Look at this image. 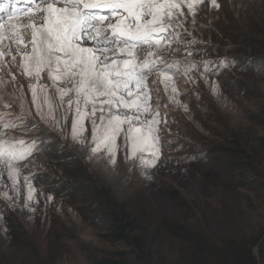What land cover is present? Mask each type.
<instances>
[{"label":"rangeland","instance_id":"rangeland-1","mask_svg":"<svg viewBox=\"0 0 264 264\" xmlns=\"http://www.w3.org/2000/svg\"><path fill=\"white\" fill-rule=\"evenodd\" d=\"M217 2L219 9H213L205 0L195 17L184 7L186 19L175 28L163 57L175 62V70L167 73V82L162 73L145 81L153 114L158 111L160 120V158L148 172L150 180L141 178L144 169L138 161L125 160L127 148L118 150L115 166H105L104 153L86 159L82 147H62V137L72 143L74 112H65L67 98L54 113L59 117L57 132L37 113L32 82L22 74L14 45L9 48L5 41L0 56V139L45 143L16 164V189L0 167V264H95L103 257L130 261L138 259L136 238L159 264H177L184 243L169 232L175 223L198 229L218 243L264 233V0ZM4 4L9 9L31 7L0 0ZM0 17L7 20L6 13ZM25 19L26 11L17 12L12 22ZM208 60L218 71H204ZM85 124L90 141L91 125ZM191 156L197 159H184ZM129 172L130 180L122 183ZM24 176L44 190V195L36 193L39 203L27 208ZM42 179L46 187L39 183ZM59 181L73 186L69 198L46 189ZM112 208L115 216L103 212ZM127 220H133L136 230L126 231L129 238L117 239L112 224Z\"/></svg>","mask_w":264,"mask_h":264},{"label":"snow or ice","instance_id":"snow-or-ice-1","mask_svg":"<svg viewBox=\"0 0 264 264\" xmlns=\"http://www.w3.org/2000/svg\"><path fill=\"white\" fill-rule=\"evenodd\" d=\"M22 2L31 7L9 9L7 4L0 5V13L7 14V20L0 17V56L4 55L5 41L9 48L14 45L22 74L32 82V103L40 118L59 132V117L54 113L64 107L67 98L65 112H74L72 143L62 137V147H82L86 159L104 153L105 166H115L118 150L127 148L125 160L138 161L144 169L141 178L152 179L148 172L160 158L156 135L160 120L158 111L153 114L145 81L153 73H162L167 82V73L174 71L176 64L163 57L168 54L175 28L186 19L183 9L186 6L195 17L198 5L205 0H15V4ZM208 2L219 9L217 0ZM24 11L26 19L13 23L17 12ZM145 51L147 55L140 59ZM12 60L15 62L16 57ZM203 63L205 72L218 71L213 68L214 61ZM224 64L228 66L227 58ZM45 79L50 83H44ZM57 96L59 104L54 107ZM85 121L91 125L90 141L85 135ZM39 143L0 139V167L6 169L13 189L20 176L16 164L33 155ZM184 159L191 162L197 157ZM130 176L131 172L121 182L128 183ZM23 179L27 208L39 203L36 193L44 195V190H37L29 176ZM46 199L52 201L53 197ZM3 231L6 233L7 228Z\"/></svg>","mask_w":264,"mask_h":264},{"label":"trees","instance_id":"trees-1","mask_svg":"<svg viewBox=\"0 0 264 264\" xmlns=\"http://www.w3.org/2000/svg\"><path fill=\"white\" fill-rule=\"evenodd\" d=\"M64 151V150H62ZM46 179L39 181L41 185L45 184ZM51 184V183H50ZM49 188H46L50 193L59 195L61 198H69L67 194L68 190L73 186H67L62 182H56ZM46 187V186H44ZM107 211V213H106ZM107 215L115 216L116 209L103 211ZM121 216H124V210H120ZM103 217V216H102ZM114 227L115 236L117 239H126V231L132 229L133 220H127L124 225L112 224ZM134 229V230H133ZM118 230V232H116ZM170 234L179 241L184 243V246L180 249L181 259L177 264H264V233L252 237H248L246 234L239 235L238 237H229L220 241V243L212 241L209 236L198 229L191 226L180 225L175 223L170 226ZM113 235V234H112ZM136 246L140 250L136 257L130 261H123L121 259L103 257L95 264H159L157 258L154 257L153 252L146 250L138 238H136ZM259 248V255L255 253V247Z\"/></svg>","mask_w":264,"mask_h":264},{"label":"water","instance_id":"water-1","mask_svg":"<svg viewBox=\"0 0 264 264\" xmlns=\"http://www.w3.org/2000/svg\"><path fill=\"white\" fill-rule=\"evenodd\" d=\"M255 253H256V255H259V248H258V246L255 247Z\"/></svg>","mask_w":264,"mask_h":264}]
</instances>
